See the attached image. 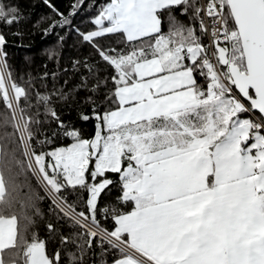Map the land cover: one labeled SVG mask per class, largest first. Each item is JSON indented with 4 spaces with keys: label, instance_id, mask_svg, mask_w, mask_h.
<instances>
[{
    "label": "snow or ice",
    "instance_id": "obj_1",
    "mask_svg": "<svg viewBox=\"0 0 264 264\" xmlns=\"http://www.w3.org/2000/svg\"><path fill=\"white\" fill-rule=\"evenodd\" d=\"M43 3L60 17L45 34L70 23ZM91 6V28L76 32L93 59L67 92L17 82L0 31V129L15 145H0V264H62L65 253L83 264L94 248L100 264H264V0ZM26 19L0 0V25ZM81 90L90 113L80 119L95 122L87 138L54 106ZM5 161L44 193L19 202V212ZM45 198L46 231L63 252L49 254V240L32 231Z\"/></svg>",
    "mask_w": 264,
    "mask_h": 264
},
{
    "label": "trees",
    "instance_id": "obj_2",
    "mask_svg": "<svg viewBox=\"0 0 264 264\" xmlns=\"http://www.w3.org/2000/svg\"><path fill=\"white\" fill-rule=\"evenodd\" d=\"M51 2L59 9L64 16L68 17L70 23L63 27H55L47 34L45 30L50 28L54 20H59L60 17L56 16L51 9H49L43 0H4L5 4L18 5L19 9L27 19L24 22L16 25L13 24L10 28L0 25V31L3 32L7 39V44L4 46V51L7 53V63L10 65L13 74L17 78V82L24 83V80L31 78L35 87L40 88L44 92V84L48 85V90L53 86L64 91L72 90L75 85L80 82L81 76L84 74L82 63L85 58L90 61L93 59L92 49L81 42L76 29L86 31L91 28L88 24V19L95 15L96 7L107 0H85L84 5L76 14L69 16L72 6L76 0H51ZM178 15V14H177ZM186 20V17H179ZM162 28L167 31L168 20L167 14L163 18ZM19 31L21 35H13L14 32ZM60 37H64L61 41ZM75 61L81 62L77 70L73 69ZM66 70V71H65ZM48 73L47 80L40 78ZM52 73H57L56 80H52ZM23 77L24 80H20ZM64 81H68L64 85ZM24 86H27L26 84ZM89 93L81 90L69 97L66 102L59 100L54 101V106L60 113L61 118L66 124H72L79 129L84 137H90L94 129V121H83L80 119L81 113H90V106L87 102ZM35 97H33V101ZM5 108L0 104V115L3 114ZM8 133L12 132L11 127L7 129ZM65 141H57L55 145L58 146ZM0 145L7 146V150L11 151L15 147L9 139L3 135V129H0ZM10 159V158H9ZM7 163V161H5ZM8 167L12 168L11 175L15 179V183L19 186L16 191L12 192L13 197L17 200L16 210L19 212L20 203L28 202V198L35 193L44 196L43 190L36 182V178L28 173L16 176L18 169L11 163H7ZM9 173L5 170L6 180ZM9 191H12L11 187ZM116 192L112 196L105 197L101 200V205L114 200ZM40 211L44 214L43 219L36 218V226L32 231L38 232L39 238L48 239V252L51 254L54 249L61 248L57 242L52 241L46 231V224L51 219L48 215L50 201L45 198L37 201ZM130 207V206H129ZM103 223V221H102ZM104 226L111 228V221L109 220ZM59 227V226H58ZM65 234L67 229L65 228ZM31 236L29 235V239ZM70 247V246H69ZM63 252V249L61 248ZM95 256L89 252L83 259V264H100V249L94 248ZM7 259V256L5 257ZM110 259V257H109ZM62 264H68L66 253L62 257Z\"/></svg>",
    "mask_w": 264,
    "mask_h": 264
}]
</instances>
